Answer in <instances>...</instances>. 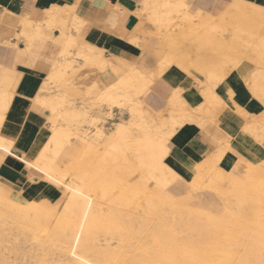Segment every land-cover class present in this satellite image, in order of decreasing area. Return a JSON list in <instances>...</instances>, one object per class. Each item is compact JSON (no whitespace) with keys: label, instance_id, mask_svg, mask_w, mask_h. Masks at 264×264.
I'll use <instances>...</instances> for the list:
<instances>
[{"label":"rangeland","instance_id":"1","mask_svg":"<svg viewBox=\"0 0 264 264\" xmlns=\"http://www.w3.org/2000/svg\"><path fill=\"white\" fill-rule=\"evenodd\" d=\"M145 5L147 6V2ZM176 9L180 10V6L177 5ZM175 10L170 14L171 26L167 29H159L160 33L157 31L156 39L168 44V48L173 46L174 51L169 49L176 58L189 59L191 52L188 50L186 55V53H182L181 48L184 42L189 45L191 43L181 39L179 34L168 35L174 31L181 33L185 27L189 26L182 23L181 27H177L182 20L178 19L181 12ZM188 19L191 22L194 20L190 17ZM197 20L196 23H198ZM221 21L228 22L229 20L223 19ZM186 23L189 24V22ZM228 24L230 27L231 22ZM228 24L225 26L228 27ZM219 32L222 33L221 29L216 30L215 37H220ZM68 57L72 56L68 55ZM81 74L80 71H76L74 74L76 78L73 77L75 87L81 90L80 94L67 97L71 101H69L70 109L76 110L74 112H78V114L64 124L66 126L64 128L71 135L62 140L59 154L54 159L55 161L53 160L54 166L58 167V178L60 175V179L64 183L70 180L73 187L70 186L69 188L77 195L76 198H73V204L68 210L70 217L65 215L69 225H64L59 220L61 210L50 214L48 210H43L42 206L34 204L33 206L36 207L34 209L30 207L31 210L26 212L24 218H16L7 214L0 206V264H247L248 261V264H264V232L260 229H264V189L261 191L260 197H256L259 198L258 200L252 199L254 203L251 200V203L248 202V204L238 207L236 196L231 193L230 182L227 178L229 172L238 179H243L248 171L253 170L254 176L264 179V161L260 164H247L238 161L235 165H240L239 171L235 170V165L230 170L217 169L215 165H212L213 167L211 165L199 166L196 168L194 176L185 180L181 179L171 169L175 173V178L168 187H164L165 189L156 185L149 186L151 182L148 178L147 180L144 178L147 177V173L146 170H143L140 173L143 176L141 179L143 186L140 187L141 189L138 186L134 187L132 183L137 174L133 171L139 165V160L133 151L134 145L133 147L130 145L137 137H142L143 126L141 125L147 122V119L143 112L140 113V118H137V113L130 112V110L134 106L137 107L136 104L139 102L140 111H144L147 107L154 110L146 102L153 83L147 85L141 94H132L130 89L123 92L116 88L106 87L95 98L93 90L96 86L102 87L100 81L94 79L88 84L87 77H83ZM65 84L58 86L53 83L51 92L54 91L53 93L56 95H61L62 89L66 88ZM102 92L119 94L122 107L111 108L105 102ZM66 107L65 105L64 107L60 106L57 113L63 114ZM132 114L134 117L131 116ZM162 115L168 116L167 111H163ZM53 117L50 118L52 121L54 120ZM131 118L136 120H131ZM46 119H48L51 127L52 121H49V118ZM134 122L139 124L132 126ZM114 123H121L127 126V130H129V139L127 138L129 141L125 140L123 144L117 145V147H111V141L108 137ZM181 125L165 122V127L163 125L159 128L152 127V130L150 129L151 135L165 131L173 133L174 128ZM81 131L93 138L100 135V132L105 135L103 134L101 138L92 141L91 148L87 149L88 145L83 140L82 136L84 137V135ZM72 132L73 134L75 132L74 135L79 139ZM170 136L164 142L165 156L167 155L166 143ZM119 150L122 155L118 154ZM106 151L110 153V156ZM112 151L115 154L114 157ZM103 156H107V160ZM97 157H99L100 163L94 159ZM109 159L112 165L109 162L106 163ZM120 160H125V163L123 162L125 167L122 164L123 172H121ZM91 163L94 164L90 165ZM87 166L92 167L91 170L94 175L89 168L87 170ZM93 167L95 168L93 169ZM111 170H114V174ZM198 171L201 178H197V180L199 179L197 182L195 176ZM85 172L88 173L85 174ZM118 172L120 175L122 173L124 175L126 172L131 176L130 178L127 177V180H122L123 175L121 177L116 175ZM208 172L210 173L207 175ZM49 173V176L46 173L43 176L33 175V177L46 178L39 180L46 194H43L33 185L20 188L15 193L0 186L14 202H19L23 197H26L30 200L24 204L46 203L47 201L52 204L60 203L67 198V194L64 193L63 185L54 183V172H47V174ZM114 175L115 177L119 176L116 180L121 179L122 182L121 180L113 181V178L115 180ZM216 175L219 177L215 179L214 176ZM105 176H109V178ZM78 177L81 179L78 180ZM262 179L257 180V182L260 183ZM53 180L54 182H52ZM30 181L33 182L32 177ZM113 183L115 185L111 186ZM261 184L264 188V180ZM161 189L174 196L172 204H169L170 201L161 202L154 198L157 197L156 195ZM118 193L121 196L125 194L122 198ZM118 195L120 198L117 199ZM56 208L54 207V209ZM256 228L261 231L259 232L261 235L259 234V237L254 238L250 233Z\"/></svg>","mask_w":264,"mask_h":264},{"label":"crops","instance_id":"2","mask_svg":"<svg viewBox=\"0 0 264 264\" xmlns=\"http://www.w3.org/2000/svg\"><path fill=\"white\" fill-rule=\"evenodd\" d=\"M243 1L264 8V0ZM145 2L0 0V90L12 95L3 115L0 133L13 141L7 151L0 149L2 187L15 193L20 188L33 185L46 194L40 182L30 181L29 165L34 163L44 147L50 125L46 115L33 110L31 105L54 71L56 73L71 62V71L66 69L65 79L57 78L50 82V85L56 83L58 86L66 83L61 95H57L61 98L80 94L81 90L73 83L76 71L87 77L88 84L94 79L100 81L102 87L98 88L104 89L124 75L127 65L142 72L146 79L159 69L162 57L170 52V47L156 39L157 30L147 21L150 7ZM177 3L181 4L178 19L182 20L177 27L182 23L189 26L181 33L174 31L168 35L179 34L181 37L196 29L197 19L198 23L212 20L210 24H219L223 17L229 20L224 14L236 0H178ZM193 4L206 6L193 9ZM139 10L144 11L140 13ZM51 13L59 16L55 22L46 24L48 16H53ZM188 16L194 19L193 22ZM37 25L41 26L39 32L36 31ZM63 25L68 29L67 33L63 32ZM149 33L153 36H147ZM67 35L73 37L69 48L65 47ZM230 35L231 29L226 27L222 33L219 32L221 37L216 39L228 41ZM188 50L192 55L194 46L184 42L181 51L187 55ZM65 51L72 56L70 59ZM240 66L246 67L243 74L238 71ZM255 68L256 65L243 60L237 67L229 64L221 75L210 77L199 68L194 56L189 59L174 56V62L151 82L148 100L155 96L158 103H149L154 109L149 110L155 114L167 111L168 116L160 114L167 118V122L182 124L174 128L173 133L166 131L167 138L172 135L166 143L167 155L164 158L165 165L181 179H191L196 168L204 166L207 161H212L217 169L222 170L232 169L238 161L247 164L264 161V81L252 88L254 79L251 72ZM169 85H176L179 91ZM53 92L50 94L56 96ZM170 99H173L171 105L168 103ZM199 111L208 114L214 111V116L210 113L213 119H203ZM237 165L235 170L239 171L241 167ZM29 200L24 199L23 203Z\"/></svg>","mask_w":264,"mask_h":264},{"label":"bare ground","instance_id":"3","mask_svg":"<svg viewBox=\"0 0 264 264\" xmlns=\"http://www.w3.org/2000/svg\"><path fill=\"white\" fill-rule=\"evenodd\" d=\"M177 1L178 0H146L147 5L150 6V11H149V14L147 16L148 17L147 21L150 24H152L156 28V30L158 32H159V29H162V28L163 29H167V27L171 26V22H172V18L170 17L171 12L175 10V7H177V5L181 6V4L177 3ZM141 7H144V6H141ZM261 8H263V7L254 6L252 4L244 2L243 0H236V3L231 7V9H229L224 14V15H227L229 17V21L228 22L231 21L230 27H229L228 22L220 21L219 24H210L209 22H212V20H207V23H204L203 21H201L200 23H197L195 25V27H196L195 30H191V31H189V33H187L185 35H181V39H184L185 41H189L191 43V46L192 45L194 46V50H193V53H192L191 56L195 57V59L197 61V65L199 66L200 69H202V71L206 75H208L210 77L211 76H219V75H221L223 73V71H224V69H225V67L227 65L230 64V66L235 68L238 65H240V63L243 60H246V61L250 62L251 65L252 64L254 66L256 65V68L253 69V71L251 72L252 78L254 79V84H253L254 86L252 88H255L256 86L259 85V83L261 81H264V63H263V56H264V12L260 11ZM177 10H179V9H176L175 11H177ZM65 11L66 10H64V12ZM141 11H144V10H139L140 13H141ZM64 12H63V15H64ZM55 13L58 14V12H55ZM57 14H56V16L53 15V14H52L53 16H48V20L46 21V24L50 23V22L51 23L55 22V20L59 16ZM61 14L62 13H60V15ZM69 15H70V13H69ZM138 15L139 14H137V16ZM141 18H139V19H141ZM220 18L222 19V17H220ZM223 19H224V17H223ZM68 21L69 20H66V22H68ZM72 22H73V20H72ZM225 24H228L227 26L231 29L230 38H229L228 41H224V40L218 41L216 39V37H215L216 30L217 29H221V31H222L223 28L226 27ZM65 25L62 26V28H63L62 30H63V32L67 33L68 29L65 28ZM139 25H140V23H139ZM40 27H41L40 25H37L36 26V31L39 32L40 31ZM200 30H202V33L200 32L201 34H199ZM158 32H156V33H158ZM135 33H136V31H135ZM144 33L145 32H143L142 36H144ZM150 33H152V32H150ZM150 33L147 34V36L150 35ZM150 36H153V35H150ZM145 39H146V37H145ZM169 40H171V39H169ZM65 42H66V46L65 47L69 48L70 46H72L71 43L73 42V37L70 36V35H67V38H66ZM168 43L172 44L173 42H168ZM172 47L173 46H170V49L174 50V49H172ZM169 53H165L163 55L161 63H160V66H159V69H157L152 74V76L150 78L146 79L141 74L142 72L140 73V71L138 72V71L134 70L132 67L127 65L124 75L120 79L118 77H116L118 79L114 83L109 84L106 87L116 88L118 90H122L123 92L128 90V89H130L131 90L130 92L132 94H138V93L141 94L143 89L145 87L147 88V85L151 84V82L153 80H155L158 76H160L167 69V67L171 63L174 62V55L172 54L173 52L170 51ZM64 54L65 55H67V54L69 55L68 51H65ZM65 55L63 56V59H65V57H66ZM70 65H71V62H69L68 66H66L65 68H62V67L59 66L60 68L56 71V73L54 71V75L53 76H50L48 78L49 82L47 81V83H45L43 85L42 89L40 90L41 92L32 101L31 108L33 110L41 112V113H44L43 115H46V118H49V121L51 120L50 118L54 116L53 117L54 120L53 121L51 120L53 125L51 127H49L50 128L49 129L50 130V134L47 137V141H46L45 145L43 144L44 147L41 149L40 153L36 157L34 163L32 164V167H29V173H30L31 177H33V175H35V174L36 175L38 174L39 176H41V175L43 176L45 173H46V175L49 176L50 173L47 174V172H52V173L54 172L53 178H54L55 182H54V180L52 182H54L57 185H63V187L65 189L64 193L67 194V198L64 199L62 202H60V203L56 202L55 204L49 203L48 201L46 203L45 202H41V203L39 202V203L24 204L23 200L24 199L28 200V198L23 197V199L21 201L14 202V201L11 200L10 196L8 195V193L5 192L2 189V187L0 186V206L3 207L1 209H3L7 214L13 215L16 218H22V217L24 218L26 212L28 210H31L32 207L34 209V207H36V206H33L34 204H38V205L42 206L41 208H43V210H48L50 214H53L57 210H61L62 211L61 212V218L59 220L62 221L64 223V225H69L68 224L69 221H68V219H65V215H68L70 217V214L68 213V210L70 209V206L73 204V202H72L73 198H76L77 195L70 190L71 188H69L72 185L70 180L68 182L64 183L63 181H61L60 175H59V178H58V172H59L58 171V167L54 166L53 160L56 159V157L59 154V149H60V146L62 144V140L65 139V138L67 139L71 135V133L68 134L67 130L64 128V127H66V126H64V124L67 123V121H69L70 119H72L76 114H78V112L75 113L74 111H76V110L70 109V107H69V101L70 100H68L69 97L67 98V96H64V97L59 98L60 96L57 97V95L53 96L52 94H50V91L52 89L50 87L51 86L50 82L54 81L57 78L65 79L66 69H69ZM219 78H221V77H219ZM245 84H247V83H245ZM102 90L103 89H99L96 86V88L93 90V94H98ZM70 92H71V90H70ZM103 94H104L105 102L108 103L111 106V108H121L122 107V104L119 101V99L121 98V96L119 94H114V93L112 94L111 92H106V93H103ZM11 100H12V95L2 93V91L0 90V127H1L2 120H3V115L5 114V112H7V109L9 107L10 103H11ZM172 101H173V99H170V100H168V103L171 105ZM139 103L136 104L138 106L137 107L134 106L130 110V112L137 113L136 114L137 118H140L139 117L140 113L143 112V114L146 115L147 122L142 123V125H141V126H143V130H142L143 131V135H142V137H137L136 139L134 138L135 140L133 141V144L131 143V145H130L132 147L134 145L135 149L133 151H135V153L137 155V159L139 160V165L136 168L134 166L135 171H133V172L135 174H137V175H136V179L133 181L132 184L134 185V187L138 186L139 188L141 186H143V183L141 182V179L143 178V176L140 173L143 170H146L147 174L146 173L145 174L147 175V177H144V178H146V180H147V178L150 180L151 184H149V186L150 185H156L157 187L159 186V188L161 187L162 189H165L164 187H168L171 184V182L174 180V178H175V174L171 171V169L167 165H165L163 163V158H165L164 156L166 154V149H165V146H164V144H165L164 142L167 140L168 134L165 131L164 133H157L155 135H151L150 129L152 127L159 128V126H161V125L164 126V123L167 122V118H163L161 116L162 115L161 113H159V114L152 113V111H150L149 108H147L149 111L147 109H145L144 111H140L141 110L140 109L141 105ZM64 105L67 106L65 108L64 113L63 114L62 113H57L58 108L60 106L64 107ZM167 108H168V106H167ZM43 110H45V112H43ZM210 113H212L213 116H214V111L210 112ZM210 113L208 114V113H203V112L199 111V114L202 115V118L205 119V120L213 119V116H211ZM131 116H133V114ZM58 117H59V120H58ZM4 118H5V116H4ZM132 119H135V118H131V120ZM84 120H85V118H84ZM130 122H132V121H130ZM54 123H57V125H54ZM177 123H179V122H177ZM137 124H139V123L136 122V124H135V122H134V123H132V126H135ZM127 129H128V127L124 126L121 123H114L113 124V129L108 134V137L110 138V141H111V147H115V146L117 147V145L123 144L125 142V140L129 141L128 140L129 139V137H128V133H129L128 131L129 130H127ZM70 131H71V129H70ZM155 132H157V131H155ZM72 134H73V132H72ZM74 134H75V132H74ZM103 134H104L103 132H100V135H98L97 137L93 138L92 136H88L87 134L83 133L84 137L82 136V138L86 142V144L88 145L87 149L91 148L92 141L94 142L98 138H101ZM74 136L76 137V135H74ZM76 138L79 139V137H76ZM12 142H13L12 139H8V138H6L5 136H3L0 133V149L1 150L8 149L10 147V145H12ZM124 147H125V145H124ZM129 149H130V147H129ZM120 150H122V149L120 148ZM120 150H119L118 154L122 155V153H120ZM131 150H132V148H131ZM112 153L114 154L113 151H112ZM107 154L110 156V153L107 152ZM113 154H112V156L114 157L115 154L114 155ZM106 157L103 156V158H106ZM211 157L212 156H210V158ZM103 158H102V160H103ZM117 158H119V157H117ZM94 159L95 160L97 159L98 162L100 163L99 157L94 158ZM95 160H94V162L96 163L97 161H95ZM106 160H107V158H106ZM98 162H97V164H98ZM107 162H109V164L112 165V163H110L111 162L110 159H109V161H106V163ZM113 162H115V161H113ZM120 162H121L120 164H121V168H122L123 167L122 164L125 163V160L124 161L120 160ZM92 164H94V163H91L90 165H92ZM90 165H88V166H90ZM205 165H211L212 166V165H214V163L212 161H207ZM88 166H87V170H88V168H89V170H91L92 167L90 168ZM124 167H125V164H124ZM27 168H28V166H27ZM94 168L95 167H93V169ZM127 168H130V167H127ZM235 168H237V167L235 166ZM255 169H257V168H255ZM114 170H111V171L113 172ZM117 170H120V169H117ZM122 170H124V169L122 168L121 172H123ZM210 172H208L207 175ZM215 172H216V170H215ZM249 172L250 171L247 172V175L243 179H238L235 175H233V174H231L229 172L228 173L226 172L227 173V178H228V180L230 182V186L229 187L231 188V193L236 196L235 199L237 200V206L238 207H241L243 204H246V203L248 204V202H250L253 198L257 199L256 197H258L261 194V191L264 189L262 187V184H261L264 179H262L261 177L254 176L253 175L254 174L253 170L250 173ZM87 173L88 172H85V174H87ZM92 174L94 175L93 171H92ZM113 174H114V172H113ZM77 175L79 176L80 174H77ZM116 175H119L121 177L123 175V173L120 175L119 172H118ZM109 176H112V174H109ZM109 176H107V177L109 178ZM130 176L126 172H124L122 180L123 179L127 180V177L130 178ZM80 177H78V180H79ZM113 177H115V175ZM118 177H115V180L113 178V181H115V182H117L118 180L120 181L121 179H117L116 180V178H118ZM214 177L216 179V178L219 177V175H216ZM53 178H51V179H53ZM197 178H201L200 174L197 175L195 180H197ZM44 179H46V178L44 177ZM259 179H262L260 181V183L257 182V180H259ZM122 180H121V182H122ZM111 181H112V179H111ZM198 181H199V179L197 180V182ZM114 183L111 186L115 185ZM210 183H212V182L210 181ZM209 185H211V184H209ZM71 187H73V186H71ZM138 187H136V188L138 189ZM74 189H76V188H74ZM142 189H143V187H142ZM154 189H156V188H154ZM162 189H161V191H159L157 193V195H156L157 197H154V198L158 199V201L160 200L161 202L162 201H170L169 204L170 203L172 204L173 203L172 199H174V196L171 195L169 192L164 191ZM143 190H140V191H143ZM137 191L139 192V190H137ZM78 192H79V190H78ZM122 193H123V189H122ZM115 194H117V193H115ZM131 194H133V193H131ZM138 194H141V193H138ZM154 194H156V193H154ZM119 195H118V197H116L117 199L120 198V197L123 198V195L122 196L120 195V197H119ZM126 196H128V195H126ZM151 198H153V197L151 196ZM151 198H150V200H152ZM147 199L149 200V197ZM83 201H84V199H83ZM147 203H149V202L147 201ZM252 203H254V201ZM58 204H59V206H58ZM162 204H164V203H162ZM226 204H228V203H226ZM228 205H230V204H228ZM251 205H253V204H251ZM153 206H154V204H153ZM169 206H171V205H169ZM247 206H249V205H247ZM54 207H57L58 209L57 208L54 209ZM55 216H57V215H55ZM80 220H81V218H80ZM252 228H255V227H252ZM260 229L262 230V232H264L263 231L264 229H262V228H260ZM259 232H261V231H258L257 228H256V229H253V231L251 233L250 232L249 233H250V235H252L255 238V237H259V234H260ZM246 260H247V256H246ZM254 260H252V261H254ZM248 262H247V264H248ZM258 262L259 261L257 260V263ZM170 264H172V263H170ZM258 264H260V263H258Z\"/></svg>","mask_w":264,"mask_h":264},{"label":"snow or ice","instance_id":"4","mask_svg":"<svg viewBox=\"0 0 264 264\" xmlns=\"http://www.w3.org/2000/svg\"><path fill=\"white\" fill-rule=\"evenodd\" d=\"M206 5H202V4H193L192 7L193 9H195L196 7H205ZM261 12H264V8L260 9ZM163 70V69H162ZM238 71L243 74L246 71V67L245 66H240ZM170 88L175 89L176 91H179V88L176 85H169ZM147 103H151V104H155L158 103V98L153 96L150 97L148 101H146ZM169 147H171V145H169ZM5 151H7V149H5ZM29 167H32V165H29ZM44 177H32L33 182H39V180L43 179Z\"/></svg>","mask_w":264,"mask_h":264}]
</instances>
